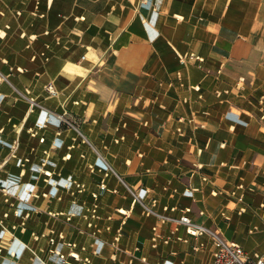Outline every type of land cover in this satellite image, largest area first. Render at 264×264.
<instances>
[{
	"label": "crops",
	"instance_id": "0c3cea01",
	"mask_svg": "<svg viewBox=\"0 0 264 264\" xmlns=\"http://www.w3.org/2000/svg\"><path fill=\"white\" fill-rule=\"evenodd\" d=\"M181 215L264 253V0H0V264H213Z\"/></svg>",
	"mask_w": 264,
	"mask_h": 264
},
{
	"label": "built area",
	"instance_id": "2783aa9c",
	"mask_svg": "<svg viewBox=\"0 0 264 264\" xmlns=\"http://www.w3.org/2000/svg\"><path fill=\"white\" fill-rule=\"evenodd\" d=\"M47 88L50 93L53 92L50 86ZM79 188H81L80 185ZM178 222L185 225L186 232L190 235L198 236L206 233L212 237L215 247L213 264H264V253L255 255L254 261L249 262L247 255L239 244L225 240L218 232L191 221L186 215H181ZM73 255L76 256L74 253ZM86 262L88 261L86 260Z\"/></svg>",
	"mask_w": 264,
	"mask_h": 264
},
{
	"label": "rangeland",
	"instance_id": "374dc122",
	"mask_svg": "<svg viewBox=\"0 0 264 264\" xmlns=\"http://www.w3.org/2000/svg\"><path fill=\"white\" fill-rule=\"evenodd\" d=\"M77 193H78V191H77ZM12 207H14V210H15L16 207H15V206H12ZM30 208H31V211H32V212H34V210L36 209L35 206H31Z\"/></svg>",
	"mask_w": 264,
	"mask_h": 264
}]
</instances>
